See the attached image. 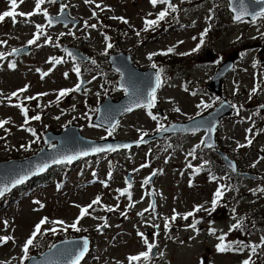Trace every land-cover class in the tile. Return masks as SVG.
I'll list each match as a JSON object with an SVG mask.
<instances>
[{
    "label": "rangeland",
    "instance_id": "1",
    "mask_svg": "<svg viewBox=\"0 0 264 264\" xmlns=\"http://www.w3.org/2000/svg\"><path fill=\"white\" fill-rule=\"evenodd\" d=\"M4 2L5 0H0V11L6 8ZM32 3L33 0L27 6H20V10L26 12L31 8ZM172 3L178 10L175 13L172 12L166 23L150 28L151 30H144V21L154 19L164 7L163 5L153 7L149 0H95L94 3H86L85 0H61L60 4H49L48 9L54 14L60 12L61 4L67 5L66 8L71 7L73 9L70 8L71 11L89 23L96 22L91 16L92 11L99 13L105 11L102 16H107L109 28L120 31L112 32L115 35L116 48L132 51L133 63L142 69L148 68L151 64L152 60L146 58L148 54L163 53L169 48H174L172 54L156 58L157 62L165 67L160 74L164 85L156 93L158 105L149 110L157 119L153 120L144 108L137 109L122 117L119 127L109 137L138 140L143 133L150 135L153 131H157L155 127L158 122L159 125L165 126L183 122L202 111L214 109L223 99H227L230 104L239 108L240 114L232 115L224 120L221 133L216 140L219 144L218 148L238 162L240 171L257 175L259 178L241 181L236 187L230 183L232 193L224 192L222 202L209 214L204 209L211 207V201L219 184L208 181L203 175L191 179L188 169H185V165H189L185 153H188L192 142L198 140L197 134H180V138L167 143L169 145L165 146L164 151L161 150V145L151 143L153 145L147 144L148 147L135 152L121 150L112 155H104L92 160L87 168L80 167L68 171L65 176L67 179L61 180L59 190L56 189L55 183L51 182L34 190L28 186L10 194L7 205L0 208V237L11 236L14 242L9 240L7 243L0 244V264L21 263L24 255L23 244L42 218L47 217L48 223L42 226L44 232L38 238L43 239L42 245H45L47 244L45 238L51 237L50 241L56 239L52 236L57 233L53 234L49 231L52 227L57 230L64 228V225H56L52 221L62 220L66 225L72 224L80 213V208L76 205L87 206L96 197L101 198L100 205L90 212L91 215L80 220L78 225L80 231H72L77 235L76 238L81 237V233L87 232L91 240V249L83 264L129 263V256L147 250L138 233H143L150 243L157 245L155 255L148 264H242V261L249 258L251 248L243 247L240 251L218 252L217 245L220 243L218 237L225 235V243L236 241L242 242L243 245L261 243L260 237L254 235L257 229L254 230L253 226L249 227L251 235L244 234L245 231L239 233L237 230L230 229L238 221L241 225L246 222L254 224L264 215V191H259L264 189V114L259 110L264 104V53L259 58L258 49L254 47L256 43L259 45L264 43V18L259 17L252 23L232 22L231 14L226 11L227 0H188L187 3H183L182 0H173ZM96 4H100L101 7L97 8ZM212 8L214 19L206 41L196 53L181 55L189 53L199 44L200 35L207 26L204 20L209 15V9ZM44 9L47 8L43 4L42 10ZM113 17H123L129 23H122ZM39 20L41 21L38 19V22ZM4 26L9 32L0 29V37L14 38L17 43L25 38L22 35V29H13L6 24ZM103 27L107 32L110 31L106 25ZM68 31V29H62L60 32L65 33L72 41V36L81 32V28L74 29L73 35L68 34ZM90 35H93L92 30L89 32ZM8 40L9 45L4 49L15 44L10 38ZM180 41L183 43H179ZM75 42L78 43L77 45L90 44L96 47L101 45L99 36L93 38V41H86L87 44L85 41L78 42L77 38L72 41L74 44ZM98 49L101 50V47ZM233 51L239 52L235 65L236 71L231 72L222 82V97L218 98L209 93L211 97L204 95L201 99L203 91H206L205 86L210 82L217 67ZM35 58V55L29 57L13 73L4 68L0 69V96L3 97L0 98V120H9L7 124L9 134L0 144V161L27 157L40 148H34L31 145L26 147V142L24 143V140L29 138L18 130L22 124V116L16 107L6 105L12 90L17 87L23 89L31 83L32 87L24 96L34 93L45 94L42 97L39 96L40 104L37 113H42L46 104L51 102V96L56 88L72 85L75 81L70 83L63 80L62 72L57 73L56 82L55 79H52L50 83L38 81L31 62ZM99 58L101 62L107 63V57ZM109 76V88L116 92L114 85L110 84L116 82L117 77L112 74ZM85 79L89 78L85 77ZM102 83L93 81L89 90L84 88V93L90 98L91 105L96 104L98 97L95 92L100 89ZM254 88L255 92H253ZM193 90L196 93L191 95L190 91ZM119 96L121 92H117V97ZM115 98L112 97V99ZM80 101L82 97L77 95L74 101L66 105L62 103L57 109L59 118L56 121L50 122L53 111L43 121L49 123L55 130L61 129L72 122V120L65 122L69 116L61 110L72 105H79L82 111L84 108L81 107ZM201 102L211 107L198 108L197 105ZM177 108L180 111H175ZM75 121L79 123V119ZM86 128L87 130L84 131L86 138H98L104 133V130L90 127L89 124ZM248 129L252 131L248 132ZM1 132L3 134V130ZM247 139L252 140L251 145L247 144ZM238 144L246 146L239 148ZM170 147L176 148L174 152L169 151ZM145 152H149L147 158ZM207 158L214 160L209 169L214 167L215 172L220 171V168L224 169L216 153L209 154ZM145 159H149V165H151L149 168ZM110 167L113 172L106 179L105 175ZM154 172L156 173L153 177L154 189L151 190L150 183L145 184L144 181L149 180ZM189 180L192 182L190 183ZM102 182H106L107 186ZM141 185L148 189V195L150 191L157 195L159 206H156L155 213L152 209L145 211L146 199L139 201V196L143 194ZM124 189L132 194L129 202L123 197L127 195L126 193L121 195ZM34 201H40L43 207L41 208ZM130 204L134 206L129 207ZM117 205L118 208H116ZM200 205L203 208L189 217L200 221L196 225V230H193L188 227L191 221L183 222V214L192 212L195 206ZM104 206L113 207L116 210L106 211ZM173 210L180 215L174 222L170 221V231L165 232L164 220L165 218L170 220L171 215L174 214ZM124 212L126 216L122 215ZM140 212H144L143 217L138 215ZM105 220L108 226L98 231L97 226L105 223ZM5 221H7V227H5ZM153 225H159V227H153ZM70 229L72 228H67V230ZM213 229L214 234L211 231ZM147 233L150 235L148 236ZM37 253V249H30L31 255ZM251 260L254 264H264V247L257 248L256 253L251 255Z\"/></svg>",
    "mask_w": 264,
    "mask_h": 264
},
{
    "label": "snow or ice",
    "instance_id": "2",
    "mask_svg": "<svg viewBox=\"0 0 264 264\" xmlns=\"http://www.w3.org/2000/svg\"><path fill=\"white\" fill-rule=\"evenodd\" d=\"M20 2L22 3L23 0H20ZM45 2H46V0H35L34 10L32 12H30V13H18V12H15V11H5V12H3V14H0V22H3L5 20V18H7V17H11L12 18V22L15 25L18 22L17 19H16V17L18 15L21 16V17H24L26 22H30L31 17L33 15H43L47 19L48 24L52 25L54 23V20L49 16V13L47 12L46 9L42 10V5L45 4ZM47 2L51 3V4H56L57 0H47ZM85 2L86 3H94L95 0H85ZM149 2L151 3V5L153 7H156L157 5H165L166 7L163 10L159 11V13L157 14L156 19H146L145 20V30H147L149 27L157 26L160 21H163L165 19V17L169 14V11L175 13L178 10L177 7L171 2V0H149ZM258 2L261 3V4H264V0H258ZM10 6H11V8L13 10H15L18 7L17 0H10ZM66 7H67V5L61 4V6H60L61 15H63ZM96 7L100 8L101 5L100 4H96ZM149 15H151V13H149ZM245 15H252L254 17L264 18V9H262L259 13H248L247 8H245L243 6L242 0H241V9L238 12V14L235 15L234 19L236 21H238V22L242 21V18ZM95 16H96V13L93 12V17H95ZM113 19H119L122 23H125V24L129 23L123 17H113ZM65 26H67V24H65ZM84 26H85V28H89V27L96 28L97 27V25H95V24L89 25L87 23V21H85ZM35 27H36V32L33 33V39H31V40H29L27 42L28 46L35 45L37 43V41L40 39L41 35H45L46 36V33L44 32V26L43 25L37 24V25H35ZM207 31H208V29H205L204 32L201 33L200 42H199V44H197L196 48L192 49V52L199 51L200 47L204 44V37L207 35ZM68 34L73 35V33H71V31ZM61 35H64V33H61ZM137 35H139V32H137ZM105 39L107 40V37H105ZM193 39H196V37H193ZM5 43H6V41H0V44H5ZM45 43L46 44L53 43L52 38L51 37H47L46 40H45ZM179 43H183V41H180ZM111 47H112L111 43H108L106 45V48H108V49H110ZM20 51H22V49H15L14 48V49H12V52L10 53V55L18 54ZM173 51H174V48H169V49H167L166 52L159 53V54L167 55L169 53H172ZM103 54L106 55L107 53L105 52ZM189 54H191V53H182L181 55H189ZM68 55L72 56V53L69 52ZM154 55H157V53L150 54L148 56V59L151 60ZM3 59H5V55L3 53H0V60H3ZM49 63L60 64V63H62V60L61 59H56V58H51L49 60ZM91 63L95 64L96 62L93 60V61H91ZM254 66H255V64H254ZM8 67L14 69L15 68V63H9ZM151 67L155 69V68H157V65L153 63L151 65ZM74 70L76 71L77 75L79 76L80 68L76 67ZM162 71H163V69H159L158 70V73L156 75V87L153 88L150 92H148L147 97H146V102L142 103L140 101V98L137 96V94L135 92H133L130 95H131V97H135V99L133 100V102H132V104L130 106H128V107H126L124 109V111L130 112V111L133 110L134 107H145V108L151 109L152 107L155 106V102H156V88H159L161 86L162 81H161V76H160L159 73H161ZM47 74L48 73H42V78H43L44 75H47ZM65 76H67V73L65 74ZM26 90H27V86H25V88H23V89L18 90V92L12 93L11 97H9V100H11L12 97H17L19 95V93L24 92ZM79 90H80V84H77L71 90H67V89L60 90L59 93H58V98L67 95L69 93V91H79ZM125 91L127 92V89H125ZM255 91H256V89L254 88L253 92H255ZM38 95H45V94H38ZM36 98L37 97H26V99H28V100L36 99ZM14 106L20 108L21 113L25 116V124H27L28 121H29V118L27 116L28 109L23 107L22 104H17V105H14ZM197 107L198 108H200V107L208 108V107H211V105L204 104L203 102H201V104H198ZM262 107H264V106H262ZM175 111L178 112L180 110L177 108V109H175ZM148 115L153 120L157 119V117L155 115H153L151 111L148 112ZM58 118L59 117H57V119ZM31 119L40 120L41 117L39 115H36L34 117H31ZM8 123H9L8 120H0V128H4L5 131H8V129L4 127ZM115 127H116L115 124L112 125L113 129ZM25 130L32 132V135H34V136L36 135L34 130H32L30 128L29 129H25ZM161 130L162 131H168V128L159 126V122H158L157 131H161ZM208 130L212 131L211 128H209ZM251 131H252V129H248V132H251ZM109 134H111V132ZM146 135H147V133H143L141 135L140 140L138 141V143H143L144 142V136H146ZM251 143H252V140L251 139H247V144L251 145ZM201 144H206V141L202 140ZM206 146L211 147L212 145L211 144H207ZM245 146L246 145H244V144H238L239 148H242V147H245ZM123 147L127 148V147H130V145H124ZM107 150L108 151H112L114 149L109 148ZM92 151L93 152H103V151H105V149L97 147V148H93ZM194 152H195V149H193L189 153V155H193ZM87 154L88 153L85 152V153H80L79 155H87ZM76 158H78V157L77 156H64L62 158H54L52 163H55V164L68 163V164H70ZM48 167H49V165L45 164L41 168L37 169V172H42L45 169H47ZM188 167L192 168V165L189 164ZM253 167H255V164H253ZM233 170H235V166H233ZM193 171L198 173L200 171V168L193 169ZM35 174H37V173H33V175H35ZM155 174L156 173L154 172L153 175H155ZM93 175H95V173H93ZM27 178H28L27 176H20L18 179H15V180H13L11 182V187H9L8 185L0 187V197H3L6 192L11 190V188H14V187H16L19 184H23ZM213 179H215V177H213ZM148 182H149L148 179H146L144 181L145 184H147ZM102 183H105V186H107L106 182H102ZM226 190H228V189H227V186H225V185H222V186L218 187L217 191L214 194V198L211 201L212 207L210 209H204V210L208 211L209 214H211V212L215 210L218 201L223 197L224 192ZM259 191H264V189H259ZM124 194L125 193L123 191H121V195H124ZM128 198L131 201V194L130 193L128 194ZM34 203L40 205L41 208L43 207V205L40 203V201H34ZM100 203H101V198L100 197H96L87 206L76 205V207L80 208V213H79V216L77 217V219L70 225H66L65 222L62 221V220L52 221V223L56 224V225H64L63 230H67V228H72L75 231H80L81 229L79 227H77V225L80 223V220L82 218H84L86 215H91V213L89 212V209H91L93 207V205H99ZM132 206H134V204H130L129 205V207H132ZM118 207L119 206L117 205L116 208H118ZM116 208L104 206V209L106 211H115ZM202 208H203L202 205L195 206V208H194V210L192 212H188L186 214H183V219L187 220L189 217L194 216L195 212L200 211ZM145 211H148V209H145ZM153 211H154V207H153ZM233 211H235V210H233ZM173 213L174 214L172 215L170 220H169V218H165V220H164L165 232L170 231V221L174 222L177 219V216L180 215V214L176 213L175 210H173ZM122 215L126 216V212L122 213ZM138 215L143 217L144 212H140V213H138ZM93 218H96V217H93ZM97 219H105V218H97ZM199 222L200 221H198V220H193V222L190 225H188V227L192 228L193 230H196V225ZM46 223H48V218L47 217L42 218L34 226V230L32 231L31 235L29 236V238L23 244L22 251H23L24 255H23V259L21 261V264H23L24 260H29L30 259V257L28 256L29 249H30V247L34 246V241L36 240L37 236L42 234L41 233L42 226L45 225ZM4 224H5V227H7V221H5ZM107 226L108 225H107V222L105 220V223L97 226V230L99 231L101 228H104V227H107ZM153 227H157L158 228L159 225H153ZM241 227H242V225L238 221L237 223H235V224H233L231 226L230 230H237V229H240ZM51 231L55 232V231H57V229L53 228V229H51ZM211 231H212L213 234L215 233L214 229L211 230ZM138 235L142 237L143 244L146 245L147 250L144 251V252H141V253H139L137 255L129 256L128 257L129 264H137V262H140L141 260H143L144 264H148V262L150 261V259L152 257L153 249L156 248L157 245L155 243H150L148 238L144 237L143 233H138ZM225 239H226L225 235H221V236L218 237V240L220 241V243L217 245V251L218 252L240 251L243 247L251 248V254H250L249 258L245 259L244 261H242V264H254V262L251 260V255L256 253L257 248L264 247V236L261 237V243L258 244V245H243L242 242H239V241L231 242V243H225ZM9 240H13V242H14V238L11 237V236L0 237V244L7 243ZM88 243H89L88 240L85 238L83 240V242H82V245L79 246L80 250L77 253H75L74 259L72 260V264H79L80 260L84 257L85 253L88 250ZM161 255H163V254L161 253Z\"/></svg>",
    "mask_w": 264,
    "mask_h": 264
},
{
    "label": "water",
    "instance_id": "3",
    "mask_svg": "<svg viewBox=\"0 0 264 264\" xmlns=\"http://www.w3.org/2000/svg\"><path fill=\"white\" fill-rule=\"evenodd\" d=\"M229 2H230L229 3V10L233 13V16L235 17V15H237L241 9V5H240L241 0H229ZM242 3H243V6L245 8H247L248 13H259L262 9H264V4H261L258 1L242 0ZM252 17H253L252 15H245L243 17V19L248 18L249 20H251ZM263 51H264V48L262 49L261 52H263ZM120 56H122V55H119L117 57H112L110 60H111V67L113 69L119 71L122 74V78L118 82V89H120V90L127 89L126 95L124 96V98L121 99V102L124 103V102H127L130 100V102L132 104L135 97H131L130 94L133 92H135L137 94V96L140 98V101L142 103L146 102V97H147L148 92H150L153 88H155V85H156L155 71L137 70L135 67H133L129 63V60L127 59L128 55L125 56L124 62H122V64H120L121 62L118 60ZM235 57H236V54L231 55L224 62V64L219 68L217 75H215L211 85L208 87L210 90H213V91L215 90V92H219L220 81H221L222 77L232 67L233 60H235ZM114 62H116V63H114ZM129 68H131V69H129ZM142 72H144V73H142ZM220 107H218L215 111H213L212 113H210L206 117V124L203 128L207 132V135L205 136L206 145L207 144L213 145V136L211 135V133L213 132V128H214L215 124L218 122V120L222 116H226L231 112L230 108L227 105H222ZM136 108H138V107H134L133 110ZM124 112L125 111H122L118 116H120ZM105 126H108V125L105 124ZM110 126H111V124H110ZM209 128H211L212 131H209L208 130ZM152 138L153 137H150L147 140H151ZM115 142L117 144L121 143L119 141L111 142V144H110L111 148H119L120 147ZM41 154H43V153H41ZM41 154H40V156H41ZM219 154L220 155L222 154L221 157L224 161L225 166L228 167L231 171L235 172V170H233V166H235L234 162L229 160L227 158V156H225L223 153H219ZM40 156H37V158L39 159ZM37 158L35 157L32 160L29 159L30 161L26 162L28 165L24 166L26 170H24L22 172H21L20 166H19L22 162L0 163V187H3L5 185H8L9 187H11V182L15 179H18L20 176H27L28 178L33 177L34 176L33 173H37V169H36L35 164H33V161ZM240 175L242 177H246V178H252V179L256 178L255 176L248 175V174H240ZM82 242L83 241H64V242L58 243V244H56V246L54 245L52 247V249L43 253L40 257L30 259L29 262L34 260V261H39V262L41 261V263H43V264H46V263L52 264L53 262H54L53 264H72V260L74 258V257H72L73 254L77 253L79 251V250L78 251L74 250L73 246H75V243L77 246H81ZM66 247H67V249H65ZM75 251H77V252H75ZM153 252H154V250H153ZM54 253H55V255H54ZM58 253H59V255H58ZM56 254H57V256H56ZM55 261H57V262H55Z\"/></svg>",
    "mask_w": 264,
    "mask_h": 264
},
{
    "label": "flooded vegetation",
    "instance_id": "4",
    "mask_svg": "<svg viewBox=\"0 0 264 264\" xmlns=\"http://www.w3.org/2000/svg\"><path fill=\"white\" fill-rule=\"evenodd\" d=\"M35 15H33V17H34ZM0 29H3L4 31H6L7 33L9 32V30L7 29V28H5V26L3 25V23L2 22H0ZM33 33L34 32H31V33H29V35H27L21 42H19V43H17V42H15L16 40L14 39V38H11V37H0V41H6V43L5 44H0V46H5L6 44H9V40H8V38H10L11 40H12V43H15L11 48L12 49H16V48H20V47H22V46H24V45H28L27 44V42L29 41V40H31V39H33ZM38 43V42H37ZM37 43L35 44V45H31L30 47H31V52L33 53V52H35L37 49H39V46H37ZM92 50V49H91ZM85 53L87 54V55H89V57H90V59H91V61H93V58L95 57V56H97V57H105V54H103L104 53V51H100V50H94L93 52H89V50H85ZM29 57V55H27V56H25V57H22V58H20V60H24V59H26V58H28Z\"/></svg>",
    "mask_w": 264,
    "mask_h": 264
},
{
    "label": "trees",
    "instance_id": "5",
    "mask_svg": "<svg viewBox=\"0 0 264 264\" xmlns=\"http://www.w3.org/2000/svg\"><path fill=\"white\" fill-rule=\"evenodd\" d=\"M235 178V177H234ZM236 180L234 181V184H233V187H236V186H238V181H239V179L238 178H235ZM263 216L264 215H262L261 217H259L258 219H257V221H255L254 222V224H249V223H245L244 225H243V227H241L240 229H239V232H242L243 230H247L246 232H249L250 233V231H249V227H254V230H256L257 229V233H259V235H263L264 236V230H263ZM254 220H255V218H254ZM251 234V233H250Z\"/></svg>",
    "mask_w": 264,
    "mask_h": 264
}]
</instances>
